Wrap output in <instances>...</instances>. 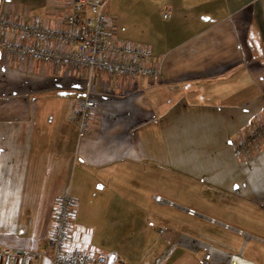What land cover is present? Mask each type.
Masks as SVG:
<instances>
[{
    "label": "crops",
    "instance_id": "obj_1",
    "mask_svg": "<svg viewBox=\"0 0 264 264\" xmlns=\"http://www.w3.org/2000/svg\"><path fill=\"white\" fill-rule=\"evenodd\" d=\"M63 1L4 9L54 26L45 2ZM105 13L117 41L151 50L162 80L0 53V247L51 264L53 210L69 196L70 249L112 255L109 264H152L169 240L167 264H199V242L217 264L228 253L264 264V138L234 151L264 116V0H107ZM86 98L99 105L97 130L80 136L71 116ZM149 186L159 193L149 198ZM252 243L262 253L245 257Z\"/></svg>",
    "mask_w": 264,
    "mask_h": 264
},
{
    "label": "built area",
    "instance_id": "obj_2",
    "mask_svg": "<svg viewBox=\"0 0 264 264\" xmlns=\"http://www.w3.org/2000/svg\"><path fill=\"white\" fill-rule=\"evenodd\" d=\"M10 2L0 0V53L4 57L20 63L34 61L77 72L105 73L110 78L145 79L150 84L162 80L161 67L149 48L123 44L114 38L113 25L105 13L107 0L49 2L47 13L54 18L60 15L52 20L54 26L43 24L39 19L33 23L18 20V16L4 9ZM98 113L99 105L89 98L78 104L71 119L80 136L96 132ZM257 121V125L235 146L237 157L248 155L262 146L264 116ZM153 200L159 205H173L158 196ZM74 212L75 201L71 197L63 196L57 200L48 236L51 264H109L114 259L112 255L70 249ZM186 213L197 215L189 209ZM210 222L214 223L213 220ZM224 228L228 229L227 226ZM159 234L163 232L159 231ZM198 246L203 252L199 264L218 263L215 248L203 242ZM175 248V243L167 241V247L152 264H164ZM41 255L30 249L0 247V264H35ZM223 259L225 264H254L239 253L223 254Z\"/></svg>",
    "mask_w": 264,
    "mask_h": 264
},
{
    "label": "rangeland",
    "instance_id": "obj_3",
    "mask_svg": "<svg viewBox=\"0 0 264 264\" xmlns=\"http://www.w3.org/2000/svg\"><path fill=\"white\" fill-rule=\"evenodd\" d=\"M45 5H46V2H45ZM44 5V11H45V13L47 12V10H46V6ZM28 6V5H27ZM42 10H40V14L42 13L41 12ZM58 13H61V12H58ZM60 16V15H59ZM59 16H55V18H58ZM39 20H40V18H38ZM159 189L158 188H156V187H145V190L143 191L144 193H145V195H147L149 198L151 197V195L153 194V193H159ZM251 247H254L255 248V250L257 251V250H259V254L261 255V253H262V249H261V247L260 246H258V245H256L255 243H252V244H249L248 245V247H247V250H246V252L244 253V256L246 257V255H247V252H248V250H249V248H251ZM171 258V255H170V257L168 258V259H170ZM168 261V260H167ZM165 262L164 264H167L168 262Z\"/></svg>",
    "mask_w": 264,
    "mask_h": 264
}]
</instances>
